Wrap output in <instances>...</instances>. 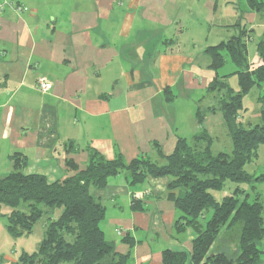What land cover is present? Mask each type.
<instances>
[{"label":"crops","instance_id":"1","mask_svg":"<svg viewBox=\"0 0 264 264\" xmlns=\"http://www.w3.org/2000/svg\"><path fill=\"white\" fill-rule=\"evenodd\" d=\"M17 1L25 12L0 16V177L15 171L18 155L25 175L49 183L74 173L68 161L85 169L92 151L164 164L161 156L181 138L203 130L215 144L223 116L208 115L202 125L196 117L215 77L205 50L237 34L241 14L249 29L264 28L240 0ZM40 78L52 89L41 91ZM169 183L147 177L132 184L123 171L94 190L106 209L105 236L130 264H164L166 250L185 252V264H194L197 236L176 230ZM0 260L18 264L9 255Z\"/></svg>","mask_w":264,"mask_h":264},{"label":"trees","instance_id":"2","mask_svg":"<svg viewBox=\"0 0 264 264\" xmlns=\"http://www.w3.org/2000/svg\"><path fill=\"white\" fill-rule=\"evenodd\" d=\"M246 5L264 20V0H246ZM242 20L243 14L233 26L237 34L205 50L215 77L206 89L207 107H198L196 113L199 125L208 115L223 116L232 151L215 153L213 138L202 130L191 141L179 139L171 155L161 156L164 164L146 158L127 163L121 155L108 160L92 151L85 169L68 161L74 173L53 183L41 175H25V162L15 155V171L0 177V218L8 209L7 230L15 239L31 235L45 220L39 250L23 253L18 264H130V258L107 240L101 226L106 209L94 195L123 171L130 173L132 184L147 177L170 178L167 196L176 207V230L190 229L197 236L192 242L194 264H263L264 206L258 199L250 203L240 185L264 183V174L255 176L246 170L264 146V32L256 45L257 61L251 62L248 44L255 30ZM233 78L237 89L230 83ZM255 89L260 122L244 124V102ZM227 182L238 187L221 197ZM235 225L241 227L235 257L212 252L222 230ZM188 257L166 250L163 263L185 264Z\"/></svg>","mask_w":264,"mask_h":264},{"label":"rangeland","instance_id":"3","mask_svg":"<svg viewBox=\"0 0 264 264\" xmlns=\"http://www.w3.org/2000/svg\"><path fill=\"white\" fill-rule=\"evenodd\" d=\"M241 5L237 4L239 7H246L245 0L239 1ZM264 22V20H263ZM262 25V23H260ZM255 33L252 35V40L248 44V55L251 62L257 61V50L256 45L260 41L263 35L264 28L262 26H256L253 28ZM229 70V67L228 69ZM225 72V71H223ZM230 83L233 88H238L237 78H233L230 80ZM259 95V90L255 89L253 92L245 99V108L247 109L246 116L244 118V124L255 125L260 122L259 118V105L257 103V97ZM199 96V95H198ZM195 94H190V96L185 95L182 96L181 101L184 103H188L193 100L194 97H198ZM191 99V100H190ZM204 103V102H203ZM215 131L216 141L214 144V152L217 153L219 151L231 152L232 145L230 138L227 137L226 128L225 127H217ZM246 170L249 174L258 176L264 174V146L260 147L259 150V158L255 160L253 163L246 166ZM238 187L236 184L231 182H227L225 188L222 192V195L231 194L234 189ZM240 187L245 191V196L248 197V201L253 203L256 199L260 201L264 206V183H254L251 185H240ZM56 216V214H55ZM8 217L7 214L4 217L0 218V247H3L2 252H0V256L4 257L5 255H9L15 260H19L23 253L32 254L39 250L40 244L44 234V225L45 220H41L34 228V231L31 235L24 236L21 238H13L8 230H7ZM103 227L104 225L101 224ZM240 229L239 234L241 233V227L239 225L225 227L217 238L216 242L213 245L212 252H226L229 255L231 254L233 257L236 253L235 245H232L233 239L238 236V230ZM222 235V236H221ZM229 241L228 243H225ZM218 244V245H216ZM231 248V251H230ZM1 251V250H0ZM264 258V256H263ZM2 261V260H1ZM4 262V261H3ZM2 264V262H0ZM5 264V263H4Z\"/></svg>","mask_w":264,"mask_h":264},{"label":"built area","instance_id":"4","mask_svg":"<svg viewBox=\"0 0 264 264\" xmlns=\"http://www.w3.org/2000/svg\"><path fill=\"white\" fill-rule=\"evenodd\" d=\"M9 10L23 13L26 11V8L17 0H0V16H3ZM37 86L43 92H47L52 89V84L45 78H40L37 82Z\"/></svg>","mask_w":264,"mask_h":264}]
</instances>
